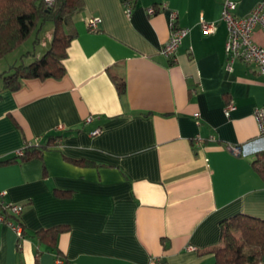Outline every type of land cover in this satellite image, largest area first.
Returning <instances> with one entry per match:
<instances>
[{
  "label": "crops",
  "instance_id": "0c3cea01",
  "mask_svg": "<svg viewBox=\"0 0 264 264\" xmlns=\"http://www.w3.org/2000/svg\"><path fill=\"white\" fill-rule=\"evenodd\" d=\"M124 1L85 0L62 78H27L16 90L0 78V162L63 133L42 159L0 164L1 198L24 206L25 226L18 247L16 226L0 222V264H216L207 249L220 243L223 218H264L252 162L264 150L255 115L264 74L227 57L224 0H129L131 14ZM235 1L243 16L262 0ZM173 13L189 31L171 58L162 47ZM253 39L264 44L262 27ZM58 225L62 263L36 235Z\"/></svg>",
  "mask_w": 264,
  "mask_h": 264
},
{
  "label": "trees",
  "instance_id": "16d2710c",
  "mask_svg": "<svg viewBox=\"0 0 264 264\" xmlns=\"http://www.w3.org/2000/svg\"><path fill=\"white\" fill-rule=\"evenodd\" d=\"M158 4H155L156 7ZM85 8V0H0V60L17 49L33 34L52 21L51 41L46 50L29 63L13 64L0 72L3 85L16 90L30 78H62L66 73L64 63L71 40L77 36L75 18ZM36 41H40L36 36ZM119 94L125 90V80L112 75ZM63 133L50 135L43 143H27L22 153L16 154L1 163L31 158H43L44 152L60 143ZM253 164L264 178V150L256 154ZM0 213L6 220L21 226L18 234V247L25 235L21 213H14L0 197ZM63 226L42 228L36 232L38 238L56 251L63 262L65 253L57 245L56 236ZM220 243L208 248L216 256V264H264V218L239 212L221 221ZM58 261V260H57ZM162 262V261H161ZM160 262V264H161Z\"/></svg>",
  "mask_w": 264,
  "mask_h": 264
},
{
  "label": "built area",
  "instance_id": "2783aa9c",
  "mask_svg": "<svg viewBox=\"0 0 264 264\" xmlns=\"http://www.w3.org/2000/svg\"><path fill=\"white\" fill-rule=\"evenodd\" d=\"M51 2L52 0H47ZM125 9L128 14L132 13L133 4L131 1H124ZM235 0H224L222 9V18L227 25V38L225 43V52L230 61L239 58L246 62L256 63L259 70L264 74V44H260L254 41L253 32L260 26L264 30V0L258 2L256 6L247 15L239 16L234 13L236 8ZM158 10V7L151 5L148 7L149 13H154ZM176 13L172 14L170 22V36L167 42L162 47V52L171 58L176 56V51L183 41L184 36L188 33L189 27L179 26L176 23ZM101 18L98 16L92 17L88 22V26L91 30H97ZM201 27L205 33H214L216 31V22L209 21L205 18L201 19ZM232 104H229L225 109L226 114L230 113ZM256 119L259 124L260 131L264 133V104L257 107L255 110ZM100 131L99 128L92 131L96 134ZM233 150L236 154H240L241 146L233 145ZM22 148L18 150L17 154L22 153ZM4 194V191L0 192V197ZM11 211L14 213H21L24 206L20 203L5 202ZM0 222H6L10 225L16 226L18 234H21V226L15 225L13 221L6 220L4 214L0 213ZM59 263H62L61 259H58ZM150 264H160V258L152 259Z\"/></svg>",
  "mask_w": 264,
  "mask_h": 264
},
{
  "label": "rangeland",
  "instance_id": "374dc122",
  "mask_svg": "<svg viewBox=\"0 0 264 264\" xmlns=\"http://www.w3.org/2000/svg\"><path fill=\"white\" fill-rule=\"evenodd\" d=\"M52 21L48 20L44 23V27L40 30V37L45 39L48 43H50L51 38L47 36L46 32L48 28L51 26ZM46 44L41 43V41H36V36L33 34L30 38H28L22 45H20L14 51L8 53L3 59L0 60V69L3 67L10 68L13 64L19 63H29L35 57L33 56V51L35 53L42 55V53L46 50ZM37 49V50H35ZM39 52V53H38Z\"/></svg>",
  "mask_w": 264,
  "mask_h": 264
}]
</instances>
